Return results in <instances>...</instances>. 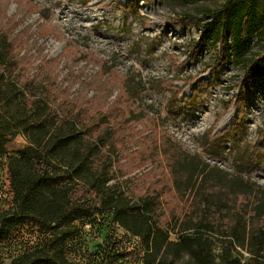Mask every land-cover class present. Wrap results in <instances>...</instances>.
Returning <instances> with one entry per match:
<instances>
[{
	"label": "rangeland",
	"instance_id": "1",
	"mask_svg": "<svg viewBox=\"0 0 264 264\" xmlns=\"http://www.w3.org/2000/svg\"><path fill=\"white\" fill-rule=\"evenodd\" d=\"M225 2L0 0V27L6 25L10 37L18 38L23 53L62 56L60 79L76 77L68 82L72 91L90 96L83 84L99 69L111 70L109 101L120 99L134 112L123 131L121 180H128L136 195L159 198L168 241L196 236L206 243L214 264H250L252 232L264 231V155L243 166L237 160L264 150V75L254 77L251 92L242 93L246 67L234 56L232 39L229 61L211 41L200 43L206 11L221 9ZM257 4L261 8L264 0ZM254 54L264 55V30L250 42L247 55ZM125 77L141 90L136 99L121 97L118 81ZM28 144L22 132L2 141L0 216L15 209L8 160ZM181 152L225 173L215 178L210 204L201 202L199 184L191 188L172 176L170 166ZM240 190L246 194L242 200L235 194ZM203 217L211 229L198 225ZM67 232L61 246L74 264H107L110 258L143 264L145 244L108 211L66 229L20 225L0 240V258L10 264L23 255L49 257L47 247ZM158 257L199 264L175 246H164Z\"/></svg>",
	"mask_w": 264,
	"mask_h": 264
},
{
	"label": "trees",
	"instance_id": "2",
	"mask_svg": "<svg viewBox=\"0 0 264 264\" xmlns=\"http://www.w3.org/2000/svg\"><path fill=\"white\" fill-rule=\"evenodd\" d=\"M6 28L0 27V155L4 153L2 141L18 132L29 144L8 160L15 209L0 216V240L20 225L66 229L108 211L125 231L145 244L143 264H173L158 257L164 246L180 247L199 264H214L201 238L180 236L178 242L168 241L159 198L136 195L128 188L129 181L121 180L123 131L134 112L120 99L109 101L114 86L108 80L114 73L99 69L92 75L83 84L92 92L90 96L83 95L84 90L72 91L68 82L73 84L76 77L70 74V81L60 79L62 56L23 53L22 43L11 38ZM263 30L264 4L259 8L257 0H226L221 9L206 11L200 43L211 41L213 49L220 48L219 56L229 61L232 53L227 46L232 39L233 54L246 67L242 93L251 92L254 77L264 75V55H247L252 38ZM102 65L104 68L105 63ZM118 88L127 100L141 93L126 77L119 78ZM263 155L264 150L257 156L252 152L237 163H257ZM170 169L184 185L195 188L199 184L205 204L213 201L215 178L225 175L218 167L185 152L173 159ZM179 188L177 184V192ZM235 194L238 200L246 196L244 190ZM198 225L213 226L204 217ZM69 235L64 233L47 247L49 257L23 255L10 264H74L61 246ZM251 244L250 264H264V231L252 232ZM0 264H4L1 258ZM107 264L123 263L110 258Z\"/></svg>",
	"mask_w": 264,
	"mask_h": 264
}]
</instances>
